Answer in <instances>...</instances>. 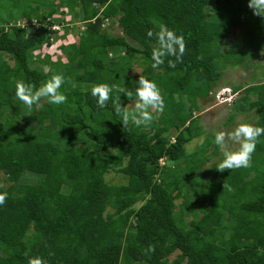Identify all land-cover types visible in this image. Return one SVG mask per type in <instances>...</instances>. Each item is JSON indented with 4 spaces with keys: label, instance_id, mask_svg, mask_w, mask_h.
<instances>
[{
    "label": "trees",
    "instance_id": "16d2710c",
    "mask_svg": "<svg viewBox=\"0 0 264 264\" xmlns=\"http://www.w3.org/2000/svg\"><path fill=\"white\" fill-rule=\"evenodd\" d=\"M247 5L0 0V193H8L0 206V264L35 257L47 264H264V136L250 167L222 173L216 167L223 159L204 168L218 156L215 136L190 154L186 149L204 132L193 116L197 102L225 70L264 52V17ZM105 23H116L124 36ZM162 25L186 43L175 68L171 56L151 67L156 39L147 32ZM56 42L61 58L49 54ZM134 65L141 73L133 79ZM57 74L65 78L59 91L66 103L42 99L29 111L16 99L17 82L39 88ZM139 76L158 86L165 107L147 126L123 127L113 101L132 104L121 89L134 90ZM98 84L113 88L104 108L91 96ZM231 89L239 96L227 122L254 112V126L264 127V80ZM110 165L125 184L105 181ZM26 174L37 180L22 182ZM149 245L155 252L145 254Z\"/></svg>",
    "mask_w": 264,
    "mask_h": 264
},
{
    "label": "clouds",
    "instance_id": "9594fccd",
    "mask_svg": "<svg viewBox=\"0 0 264 264\" xmlns=\"http://www.w3.org/2000/svg\"><path fill=\"white\" fill-rule=\"evenodd\" d=\"M247 6L255 16L264 17V0H248ZM154 35L156 46L151 53V60L153 61L151 67L158 69L164 64V58L171 56L175 57V61L168 60V66L175 68L177 62H182L181 58L186 51L184 37L177 35L174 31L169 30L163 25L155 34L151 30L147 32L149 38H152ZM43 70L46 72L49 71L47 66ZM64 83L65 78L60 74L53 75L39 88H36L32 84L19 81L15 85V97L29 111L34 106L39 107L42 99H47L50 104L62 105L67 102V97L59 91ZM136 83L137 86L134 90L121 89L125 97L129 101H133L134 109L132 111H129L127 106H121L120 96H117L113 101L115 112L118 116H121V124L123 127H127L130 122L137 127L141 125L147 126L153 119L152 112H163L165 107L160 90L154 82L143 76H139ZM220 90L223 91L222 96L224 99L233 96V101L226 102L227 104L233 103L239 96V92L234 93L230 87L218 89V91ZM112 91L113 88L109 85L98 84L92 87L91 96L96 98L98 107L104 108L110 99ZM261 136H264V127H256L245 123H241L230 132H217L213 143L219 146L222 151L223 160L217 165L216 170L222 173L226 170L250 167L252 155L256 150V145ZM229 144H236L239 147L237 150L231 151L228 148ZM223 188H228L229 191L232 190L228 185H223ZM7 198L8 193H0V206L5 204ZM154 252L155 246L149 245L145 254ZM50 255L52 254L50 253ZM28 264H47V262L40 257H35L29 259Z\"/></svg>",
    "mask_w": 264,
    "mask_h": 264
},
{
    "label": "rangeland",
    "instance_id": "374dc122",
    "mask_svg": "<svg viewBox=\"0 0 264 264\" xmlns=\"http://www.w3.org/2000/svg\"><path fill=\"white\" fill-rule=\"evenodd\" d=\"M74 21V20H73ZM80 27V26H78ZM244 27V26H243ZM242 27V28H243ZM80 29V28H79ZM105 30H108L109 33L113 35L118 36H124L121 29L117 26L116 23H105L104 28ZM241 28H236L230 30V38L233 37V34L235 32H238ZM71 34L74 35V40L77 39L75 35L77 34L75 29L71 30ZM71 38V37H70ZM125 40L132 44L136 45L130 38L125 37ZM59 43H55L49 51H51L49 54L53 56V58L58 55V57L61 58L60 53V46L58 47ZM61 45V44H60ZM9 64L12 66L14 63L13 61L7 59ZM141 73V67L134 65L129 73L131 78H136ZM264 80V52H262L257 59H255L253 62H250L248 65L244 67H239L233 70H225L223 77L217 82L215 86L211 88L212 95L218 91V89H221L223 87H232L234 84H238L240 86L246 87L250 84H258L261 83ZM192 105V104H191ZM197 106L199 107L197 110L193 112L194 117H198V123L203 128V134L194 139L191 143L186 145V149L188 153L190 154L192 150L195 148H198L202 145H204L205 140L209 135L215 136V134L219 131H226L230 132L235 127L240 125L241 123L250 124L254 126L255 118L254 112L248 113V114H240L235 116L234 120L231 123H228V117L231 116L232 111L229 107V104L226 102H221V100H217L215 98H212L211 96L200 100L197 102ZM127 107L130 110L134 109V104H128ZM239 145L236 144H229L228 148L231 151L237 150ZM212 150V148H211ZM218 156L214 159L210 160L206 163L204 168H209L214 162L218 161L219 159H223V153L220 150L219 146L217 147ZM109 157L115 154V150H109L108 152ZM107 157L105 159V163L109 164L110 159ZM126 159H123V163H125ZM37 180L36 177H33L32 175L26 174L22 178V182L26 183H34ZM105 181L109 185L119 186L126 183L125 178L115 172L112 165H110L109 172L105 175ZM220 199L224 198L220 196ZM178 203V202H177ZM141 205V203H138L135 205V208H138ZM178 253H174L171 255L170 259L173 260L176 258ZM185 264V263H183Z\"/></svg>",
    "mask_w": 264,
    "mask_h": 264
},
{
    "label": "built area",
    "instance_id": "2783aa9c",
    "mask_svg": "<svg viewBox=\"0 0 264 264\" xmlns=\"http://www.w3.org/2000/svg\"><path fill=\"white\" fill-rule=\"evenodd\" d=\"M222 92H223V91L220 90V91L215 92V93L212 95L213 92L210 91L208 97L211 96L212 98H215V99H217V100L219 99V100H221V102H223V103H224V102H228V103H229V102H232V101H233V98H232L233 96H230V97L224 99L223 96H222Z\"/></svg>",
    "mask_w": 264,
    "mask_h": 264
}]
</instances>
